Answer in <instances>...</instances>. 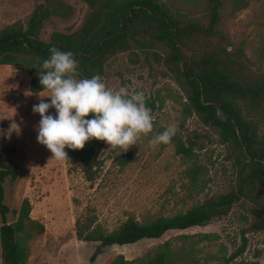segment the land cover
<instances>
[{"label": "rangeland", "instance_id": "obj_1", "mask_svg": "<svg viewBox=\"0 0 264 264\" xmlns=\"http://www.w3.org/2000/svg\"><path fill=\"white\" fill-rule=\"evenodd\" d=\"M160 1L186 19L201 18L204 11L203 0ZM37 7L50 13L41 31L44 40L55 31L78 30L89 12L83 0H0V29L18 21L26 24ZM220 30L224 39H211L205 43L207 48L240 62L249 73L263 74L260 52L264 42V0H248V5L239 11H233L228 3ZM102 79L114 91H143L146 102L154 103L153 108L146 103L151 109L153 130L127 151L108 150L105 143L98 155L102 161L98 178L89 182L72 149H65L67 160L57 161L51 159L50 150L37 142L40 116L33 113L32 107L40 99L50 100L39 96L48 93H31L27 72L0 64V130L6 134L13 122L20 125L19 133L12 132L10 138L0 135V156L17 171V178L5 184V202L18 210L27 199L30 217L44 225V233L27 243L29 256L25 264H111L118 255L127 260L140 259L166 241L177 253L193 247L199 264H220V258L239 248L243 238L246 248L236 261L264 264V229L251 230L258 216L264 218V210L260 200L249 195L233 204L227 215L206 226L169 231L160 239L143 240L116 250L108 248L94 262L90 261L97 243L78 239V218L88 216L95 224L112 230L128 217L145 222L183 213L209 196L237 187L239 172L233 148L220 145L217 132L203 125L195 113L186 111L185 93L173 75L155 61L151 51L112 56L105 64ZM170 125L176 128L171 142L152 145V136ZM178 142L186 146L192 143L193 154H179ZM125 152L131 153L130 161L121 166L118 158ZM258 193L263 199L264 188L259 187ZM15 220L16 215L8 216V222ZM204 234L208 235L206 240L198 242ZM182 236L188 238L181 239Z\"/></svg>", "mask_w": 264, "mask_h": 264}, {"label": "trees", "instance_id": "obj_2", "mask_svg": "<svg viewBox=\"0 0 264 264\" xmlns=\"http://www.w3.org/2000/svg\"><path fill=\"white\" fill-rule=\"evenodd\" d=\"M83 2L89 12L81 27L74 32L55 31L48 40L42 39L43 25L50 18V13L42 7L33 11L26 24L18 21L1 28L0 64L13 65L27 72L29 89L37 94L42 92L38 71L42 70L41 65L53 46L75 54L79 61L77 78H90L95 74L103 77L106 62L116 54L151 51L155 61L173 75L185 93L186 111L195 113L203 125L215 130L220 145L233 148L239 166L237 187L209 196L183 213L157 216L145 222L128 217L112 230L95 224L88 216L78 218V239L97 243L90 261L94 262L113 245H132L143 240L160 239L169 231L206 226L213 219L227 215L232 205L247 195L259 199L264 210V197H258V188H264V133L261 134L264 126V73H249L240 62L221 57L216 49L209 50L205 45L216 37L224 39L220 23L226 5L231 3L233 11H239L248 5V0H203L204 11L198 19H186L160 0ZM260 57L264 59V42ZM146 103L154 107V103ZM104 146V141L92 139L83 149L72 151L89 182L98 178L102 163L98 155ZM176 151L190 157L193 145L178 142ZM130 156V152L122 153L118 158L119 165H127ZM16 178L17 171L0 156L1 264H25L29 256L27 243L44 233V225L30 217L31 205L27 199L22 201L18 210L6 204L5 184ZM10 214L16 215L15 221L8 222ZM263 229L264 218L258 216L251 230ZM207 237L201 235L198 242ZM245 248L243 238L239 248L220 258V264H260L236 261ZM189 249L177 253L171 242L166 241L140 259L127 260L118 255L111 264H199L196 250Z\"/></svg>", "mask_w": 264, "mask_h": 264}, {"label": "clouds", "instance_id": "obj_3", "mask_svg": "<svg viewBox=\"0 0 264 264\" xmlns=\"http://www.w3.org/2000/svg\"><path fill=\"white\" fill-rule=\"evenodd\" d=\"M49 52L38 76L42 91L48 93L39 96L50 100L40 99L32 111L40 116L37 142L50 150L51 159L65 161L66 148L83 149L92 139L104 141L108 150L127 151L142 135L152 132L153 117L143 91H114L99 74L77 78L79 61L72 51L53 46ZM19 131L20 125L13 122L7 133L0 130V135L10 138L12 132ZM175 134L176 128L170 125L152 136L150 143L167 145Z\"/></svg>", "mask_w": 264, "mask_h": 264}, {"label": "water", "instance_id": "obj_4", "mask_svg": "<svg viewBox=\"0 0 264 264\" xmlns=\"http://www.w3.org/2000/svg\"><path fill=\"white\" fill-rule=\"evenodd\" d=\"M112 248H113L114 250H116V249L119 248V246H118V245H113Z\"/></svg>", "mask_w": 264, "mask_h": 264}]
</instances>
